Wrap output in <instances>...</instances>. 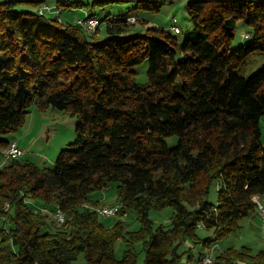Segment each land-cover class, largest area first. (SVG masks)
Listing matches in <instances>:
<instances>
[{
    "label": "trees",
    "instance_id": "16d2710c",
    "mask_svg": "<svg viewBox=\"0 0 264 264\" xmlns=\"http://www.w3.org/2000/svg\"><path fill=\"white\" fill-rule=\"evenodd\" d=\"M111 1L159 10L155 0L90 5ZM43 3L0 1V135L16 133L34 106L75 116V137L52 166L3 156L0 264H76L79 253L85 264H137L134 242L143 264L213 254L242 217L257 215L252 197H264V62L243 72L250 55L264 56V0H187L191 28L182 39L177 26L131 33L145 21L109 13L87 12L103 26L89 33L39 14ZM61 4L83 5L54 6ZM238 22L248 36L235 46ZM145 59L147 81L139 83L133 67ZM10 140L0 137V149ZM112 183L121 205L107 225L89 193ZM165 206L174 208L169 226L153 228L149 210ZM57 210L65 217L58 226L50 220ZM129 210L140 223L134 231L119 218ZM118 238L126 244L120 258ZM213 264H264V250L227 247Z\"/></svg>",
    "mask_w": 264,
    "mask_h": 264
},
{
    "label": "rangeland",
    "instance_id": "374dc122",
    "mask_svg": "<svg viewBox=\"0 0 264 264\" xmlns=\"http://www.w3.org/2000/svg\"><path fill=\"white\" fill-rule=\"evenodd\" d=\"M57 1L58 0H44V2L51 4V7H55ZM80 1L83 3L80 8L77 7L66 9L61 4L58 11L52 14V16H59L63 21L72 22L75 16L84 17L87 12H93L99 17H103L107 13H109L110 16L121 14L126 16L128 21L131 23H133L135 18L138 17L145 22L141 23L138 21L134 26L131 27V33L144 32V28L148 24H154L163 28H169L170 25L173 24L180 29V32H175L173 30V32H175L173 34H175L179 39H182L191 28L186 9L187 0H155L159 3L158 12L133 9V4L131 2L111 1L103 7H92L90 5L92 0ZM95 28L92 29V31H87L85 29L84 31L90 33L93 32ZM102 29L103 26L100 27V33L102 32ZM245 31H247V27L242 22H238L235 46H237L240 41H242L241 37L245 38L248 36V33ZM263 62V55L258 53L250 55L245 66L243 67V72H245L247 76H250L260 67ZM147 68V59L133 67L134 71L136 72L135 79L137 82L145 83L147 81ZM76 122L77 118L75 116L64 111L57 110L56 108L50 107L45 111H40L36 107L32 106L26 113L25 120L16 133L0 135V137L5 139H11L14 137L18 139L22 137L23 141L21 140L19 142L26 151V153L22 156V160H30L38 165L52 166L59 150L68 147L69 144L74 140V129ZM259 125L261 139L264 144V114L260 116ZM25 132H27V135L23 137L22 135ZM175 139L176 137L172 136L169 141L172 143L175 141ZM1 156L3 157V155ZM115 184L116 183H112L107 187L91 191L89 193V198L93 201H98L100 204L98 206L116 204L118 202V196L116 194ZM216 191L217 184L214 183L211 186L208 194V199L211 202H215L217 199ZM173 211L174 208L171 206H165L161 209L151 208L149 210V218L152 220L153 228H157L160 225L165 227L169 226ZM116 218H118V216L115 215L109 217L99 216V219L107 225L116 221ZM119 218H121L124 223V230L134 231L139 228L140 223L134 210H129L125 216H119ZM53 219H55L54 213L50 215V220ZM55 221L54 223L58 226L59 224ZM217 245L220 247L222 246L223 248H241L244 246L249 247L253 252L264 250V222L261 221L258 215L244 216L239 220L238 229L225 239L219 241ZM133 246L137 251V264H143L145 253L142 248V243L134 242ZM125 248V241H123L122 238H118L114 244L115 255L120 258ZM183 249H186V247ZM198 249L199 247L193 249L194 256L196 255V251ZM216 252L217 251L213 249L212 255L214 256V253ZM76 264H85L83 253H79L76 259ZM178 264H190V261H188L186 258H183Z\"/></svg>",
    "mask_w": 264,
    "mask_h": 264
},
{
    "label": "built area",
    "instance_id": "2783aa9c",
    "mask_svg": "<svg viewBox=\"0 0 264 264\" xmlns=\"http://www.w3.org/2000/svg\"><path fill=\"white\" fill-rule=\"evenodd\" d=\"M36 10L39 14L51 13V11H52L51 4L44 2V4H41L39 7H37ZM73 21H78V25L81 23H88L90 25V27H97V28L101 27V22H98V17L95 20H91V21H82V20H79V17H76ZM169 28H176V26H174L172 24V25H170ZM11 142H12L11 155H9V157H7V159L22 157L25 154V150L15 140H11ZM119 208H120V206H118V207H107V204H106V211L103 212V214H105V217H107V214L109 211L119 210ZM255 211H257V215L259 216L261 221L264 222V204L263 205H255ZM59 220H60V217H59ZM212 247H217V244H214V246H212ZM194 264H210V251L208 252L207 258H199Z\"/></svg>",
    "mask_w": 264,
    "mask_h": 264
},
{
    "label": "bare ground",
    "instance_id": "6f19581e",
    "mask_svg": "<svg viewBox=\"0 0 264 264\" xmlns=\"http://www.w3.org/2000/svg\"><path fill=\"white\" fill-rule=\"evenodd\" d=\"M44 4V3H43ZM52 11L51 13H55L57 12L58 10L56 9V7H51ZM96 17L94 16H84V17H81L79 18V20H82V21H91V20H95ZM77 24H78V21H75ZM99 22V20H98ZM80 26L84 27L85 30L87 31H92V29H94L95 27H90V25L88 23H81L79 24ZM11 150H12V142H10V144L5 148V149H2L1 150V153L4 157H9V155H11ZM252 200L253 202L255 203V205H263L264 204V198L261 197V196H258V195H254L252 197ZM121 204L120 203H116V204H108L107 207H118L120 206ZM60 210V209H59ZM57 210L56 212H54V217H55V220L58 224H61L64 222L65 220V217H64V214ZM96 210L97 212L105 217V214H103V212L106 211V205H101V206H98L96 207ZM118 210H114V211H109L108 214H107V217L109 216H113L114 214L117 213ZM257 212V211H256ZM59 217H60V220H59ZM215 249L214 247L212 248V250ZM217 252H218V249H217ZM215 254V253H214ZM208 257V253L202 255L200 258H207ZM210 264H213V255L212 253H210Z\"/></svg>",
    "mask_w": 264,
    "mask_h": 264
},
{
    "label": "crops",
    "instance_id": "0c3cea01",
    "mask_svg": "<svg viewBox=\"0 0 264 264\" xmlns=\"http://www.w3.org/2000/svg\"><path fill=\"white\" fill-rule=\"evenodd\" d=\"M76 17H80V16H75L73 19H75ZM27 135V132H25V133H23V137H25ZM11 140H15L23 149H24V147L21 145V143L19 142V141H23V138L21 137V138H11ZM25 150V149H24ZM25 153H26V151H25ZM0 157L2 158H0V165L1 164H3L4 163V160H3V157L0 155ZM215 248V251H217V249H218V251H220V250H223V249H225V248H223L222 246L220 247V246H218L217 245V247H214ZM220 249V250H219ZM197 258V257H196ZM195 261H196V259L194 260V262L192 263V264H194L195 263Z\"/></svg>",
    "mask_w": 264,
    "mask_h": 264
}]
</instances>
